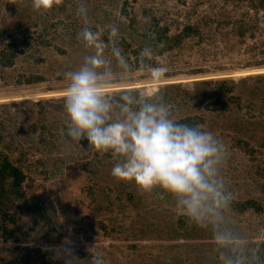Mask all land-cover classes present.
Here are the masks:
<instances>
[{
  "label": "trees",
  "instance_id": "obj_1",
  "mask_svg": "<svg viewBox=\"0 0 264 264\" xmlns=\"http://www.w3.org/2000/svg\"><path fill=\"white\" fill-rule=\"evenodd\" d=\"M0 1L6 2L7 8V12L0 16V82L4 86L38 85L50 79L64 82L66 72L81 66L91 50L80 38L84 27L81 17L77 15L80 4L87 8L93 30L98 25L115 24L118 27L121 36L119 46L136 67H139L140 52L146 48L152 52V56L146 60L154 65V57L176 54L188 40H197L201 44L205 41L204 33L209 25V21L187 23L180 32L171 35L170 24L166 20L163 22L164 14L159 16L153 7L144 3H141V11L138 12L136 4L130 0H55L54 6L47 11L36 9L34 0ZM240 1H248L249 12L252 10L257 16L260 12L264 13V0ZM249 12L246 17L225 23L235 28L241 41L256 36L255 31H264L259 21L247 18ZM203 19L211 20V17L205 15ZM103 38L107 42V31ZM251 66L263 67L264 61ZM207 73L208 70L203 67L190 71V75ZM174 75L167 73L165 77ZM122 91L111 94L117 95ZM154 95L163 96L180 121L214 132L231 149H240L251 157H255L257 147L264 149V74L249 75L239 81L233 78L199 80L189 90L179 84H167ZM63 101L64 98L60 102L31 101L23 113L19 112L24 115L23 120L17 114L18 104H0V233L5 240L14 238L17 229L22 232L25 229L35 242H39L40 238L55 240L59 234L55 217L33 187L34 181L29 173L32 167L40 165L42 173L48 175L51 172L49 166L56 165V160L51 159L56 153L60 162H64L63 156L66 155L62 153L69 152L72 157L75 151L78 156L86 155L87 158L93 152L94 158L83 164L84 171L92 170L90 167L95 165L97 174L105 170L109 163L112 167L114 165L110 154L91 148L86 138L74 141L67 137L68 118ZM37 153L40 157L33 162ZM111 169L108 167L104 175L108 173L112 178ZM257 175L264 176L262 169L259 168ZM105 189L110 191L109 188ZM134 199L130 193L127 200L133 202ZM15 208L19 211H13ZM231 208L240 213L251 209L261 213L264 210L251 199L233 200ZM148 221L144 219V227ZM11 225L20 227L10 229ZM203 230L182 215L177 221L168 220L165 228L156 230L158 238L171 241L184 239L186 243L166 248L174 255L164 253L161 257L144 258L141 263H134L197 264L188 253H181L179 249L200 246L189 241L212 240L207 245L215 252L206 262L226 264L224 256L233 251L231 244H218L210 230ZM146 232L149 231L142 228L138 233L139 238L149 240L157 237ZM191 232H202L203 235H191ZM253 246L248 255L255 257V264H264V240ZM137 247L133 245L131 248L136 250ZM14 264L52 263L41 249H33Z\"/></svg>",
  "mask_w": 264,
  "mask_h": 264
},
{
  "label": "rangeland",
  "instance_id": "obj_2",
  "mask_svg": "<svg viewBox=\"0 0 264 264\" xmlns=\"http://www.w3.org/2000/svg\"><path fill=\"white\" fill-rule=\"evenodd\" d=\"M136 4L137 11L141 10V3L153 7L156 14L163 15L170 24L171 35L182 30L187 23H202L209 21L206 28L205 41L201 44L197 40H188L184 48L176 54H166L154 57L155 65H166L167 76L159 81L150 78L147 72L138 71L130 81H118L108 91L136 90L152 96L167 84H179L184 89L193 88L195 81L205 79L233 78L236 81L249 75L264 74V66L257 67L258 62L264 61V31H255L256 36L240 40L235 28L226 22L237 21L246 17L249 2L240 0H130ZM6 2L0 1V16L7 12ZM208 15L211 20H204ZM252 21H259L264 27V13L257 16L250 10L247 17ZM260 19V20H259ZM142 26V25H141ZM252 33V32H251ZM196 67L208 70L207 74L190 75ZM1 77V75H0ZM65 95V81L50 79L38 85L4 86L0 82V104H18L19 112L25 111L31 101L41 100L60 102ZM31 106V105H30ZM23 113V112H22ZM257 115V113H256ZM29 125V124H28ZM68 145V143H65ZM257 147V146H256ZM228 156L223 166L222 174L226 187L233 193V200L251 199L264 208V176L257 175L262 169L264 173V149L257 147L255 157L249 156L240 149L227 146ZM62 155L64 162H60L58 153L52 160L55 166H49L48 175L42 173V167H32L29 173L34 181L36 194L41 196L51 214L57 221L59 234L55 240L40 238L35 242L26 234L25 229H17L14 238L5 240L0 233V264L19 261L25 257L28 250L41 249L52 264H66L65 253L71 252L81 261L90 264L91 257L97 254L105 258L106 264H135L145 258L154 259L164 253L174 255L166 249L177 243H186L184 239L171 241L158 238V229L165 228L168 220L177 221L179 214L174 206L173 198L160 189L145 192L135 183L116 181L112 175L105 174V170L112 166L105 163V170L96 174L95 165L92 170H83V164L94 158L93 152L87 156H70L67 152ZM102 156V155H100ZM40 154L33 158V162ZM103 157V156H102ZM101 157V158H102ZM252 159H255L252 161ZM95 160V159H94ZM114 164V163H112ZM103 172V173H102ZM102 180V181H101ZM104 188H109V190ZM120 190H118V189ZM130 193L135 198L129 202ZM17 211V209H13ZM19 211V210H18ZM17 211V212H18ZM144 219L149 220L145 222ZM20 223V221H18ZM154 225H151V224ZM149 225V226H148ZM105 226V228H104ZM225 226L231 232L243 237L237 251L241 255L252 252L253 244L264 240V210L261 213L251 209L247 212H237L230 206L226 212ZM20 226H10V229ZM108 232H107V230ZM145 228L147 235L157 236L149 240L139 238V231ZM152 231V232H151ZM205 232V230H203ZM201 233V234H199ZM203 235L202 232H191V235ZM34 236V235H33ZM200 246L184 247L181 253H188L190 259L197 264H208L214 254L207 244L212 240L189 241ZM217 243V242H216ZM231 244V242H228ZM137 245L138 249H132ZM231 248V247H230ZM167 250V251H165ZM223 252V251H222ZM226 254V253H225ZM35 259V256L33 255Z\"/></svg>",
  "mask_w": 264,
  "mask_h": 264
},
{
  "label": "clouds",
  "instance_id": "obj_3",
  "mask_svg": "<svg viewBox=\"0 0 264 264\" xmlns=\"http://www.w3.org/2000/svg\"><path fill=\"white\" fill-rule=\"evenodd\" d=\"M54 4L55 0H34L38 10H50ZM77 15L84 25L80 38L91 54L76 70L65 73L67 137L86 138L91 148L111 155L114 178L135 183L145 192L162 190L173 198L179 214L210 230L218 244L231 242L233 251L224 256L226 264H255L254 256L236 250L243 237L225 226L234 199L222 174L228 156L225 143L210 130L180 121L161 95L136 90L112 95L108 89L114 83L130 81L137 71L159 81L169 69L148 63L152 52L147 48L140 52L139 67L134 66L119 46L115 24L93 30L83 4ZM65 259L66 264H81L71 252L65 253ZM90 264H106L105 258L94 255Z\"/></svg>",
  "mask_w": 264,
  "mask_h": 264
}]
</instances>
